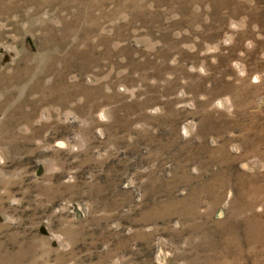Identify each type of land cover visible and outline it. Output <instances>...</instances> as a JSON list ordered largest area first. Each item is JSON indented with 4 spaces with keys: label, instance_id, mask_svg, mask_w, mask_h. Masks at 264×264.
I'll list each match as a JSON object with an SVG mask.
<instances>
[{
    "label": "rangeland",
    "instance_id": "rangeland-1",
    "mask_svg": "<svg viewBox=\"0 0 264 264\" xmlns=\"http://www.w3.org/2000/svg\"><path fill=\"white\" fill-rule=\"evenodd\" d=\"M0 264H264V0H0Z\"/></svg>",
    "mask_w": 264,
    "mask_h": 264
}]
</instances>
